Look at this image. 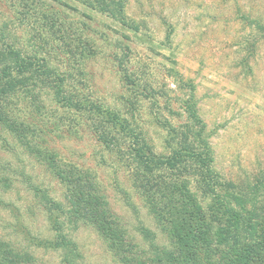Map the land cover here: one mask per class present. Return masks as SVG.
<instances>
[{
	"label": "rangeland",
	"instance_id": "1",
	"mask_svg": "<svg viewBox=\"0 0 264 264\" xmlns=\"http://www.w3.org/2000/svg\"><path fill=\"white\" fill-rule=\"evenodd\" d=\"M8 1L0 0V40L22 48L43 45L58 67L66 65L73 91L127 117L157 151L166 136L165 125L185 121L180 107L191 97L209 134L217 173L235 182L261 178L264 38L249 19L264 20V0H127V19L138 31L67 0L60 7L75 24L72 29L79 25L88 34L75 55L40 42L31 27L34 21L19 19ZM38 1L57 5L60 0ZM124 67L133 73L135 86L122 79ZM40 99L42 115L23 99L15 109L43 131L45 145L61 160L95 176L110 211L139 251L148 252L141 227L155 234L158 245L168 246L122 164L95 140L85 122L58 109L48 92ZM43 192L63 202L62 185L0 128V239L30 256V264H65L59 251L43 245L52 237L39 198ZM66 228L80 264H120L91 225Z\"/></svg>",
	"mask_w": 264,
	"mask_h": 264
},
{
	"label": "trees",
	"instance_id": "2",
	"mask_svg": "<svg viewBox=\"0 0 264 264\" xmlns=\"http://www.w3.org/2000/svg\"><path fill=\"white\" fill-rule=\"evenodd\" d=\"M70 1L95 9L126 28L139 30L127 19V0ZM39 2L9 0L8 5L19 19L34 21L31 27L40 42L49 41L75 55L74 50L80 49V42L87 38V29L79 25L72 29L75 24L60 7H65L67 0L57 5ZM249 22L264 38V20L255 18ZM71 35L75 39L71 40ZM170 35H166L167 41ZM31 46L22 48L0 40V128L63 187L62 203L44 192L39 196L52 231L51 239L43 241L44 247L59 251L65 264H80V254L66 224L76 227L85 223L102 236L120 264H264V172L253 182H235L217 173L209 134L191 97L180 107L185 121L165 125L166 136L157 151L144 131L127 117L73 91L66 65L58 67L43 45L36 42ZM122 70V79L135 86L133 73L127 67ZM43 92L49 93L58 109L85 122L95 140L122 164L169 241L168 246L158 245L155 234L141 227L148 252L139 251L110 211L95 176L61 160L45 145L43 131L31 124L24 112L15 109L18 100L23 99L42 115ZM29 257L0 239V264H30Z\"/></svg>",
	"mask_w": 264,
	"mask_h": 264
}]
</instances>
